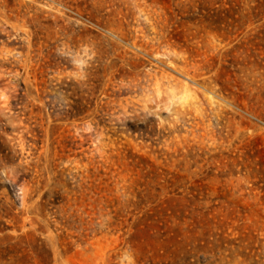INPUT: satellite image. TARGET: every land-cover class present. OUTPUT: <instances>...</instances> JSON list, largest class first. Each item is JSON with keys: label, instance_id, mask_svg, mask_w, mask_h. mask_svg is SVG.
<instances>
[{"label": "rangeland", "instance_id": "obj_1", "mask_svg": "<svg viewBox=\"0 0 264 264\" xmlns=\"http://www.w3.org/2000/svg\"><path fill=\"white\" fill-rule=\"evenodd\" d=\"M0 264H264V0H0Z\"/></svg>", "mask_w": 264, "mask_h": 264}]
</instances>
